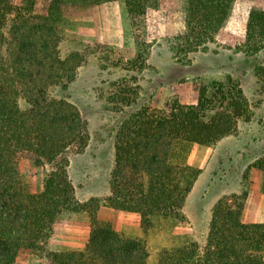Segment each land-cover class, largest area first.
Instances as JSON below:
<instances>
[{"label":"trees","instance_id":"trees-1","mask_svg":"<svg viewBox=\"0 0 264 264\" xmlns=\"http://www.w3.org/2000/svg\"><path fill=\"white\" fill-rule=\"evenodd\" d=\"M109 1H121L133 25L149 9L182 12L186 27L174 46L188 54L220 40L237 0H0V264H15L25 254L42 264H149L152 235L167 241L157 264H264V221L242 218L246 191L215 203L204 246L188 237L191 222L184 212L201 172L187 160L189 147L214 145L237 130L249 104L239 89H219L224 107L207 117L193 105L151 111L136 97H120L129 111L116 133L109 195L77 198L69 152L88 145V123L75 103L50 91L67 87L79 67L59 52L67 18ZM263 45V0H255L243 46L258 51ZM131 64L145 68L140 49ZM244 176L258 179L264 193V155ZM103 206L136 214L143 235L127 236L101 220ZM65 216L85 223L89 238L83 249L48 247Z\"/></svg>","mask_w":264,"mask_h":264},{"label":"rangeland","instance_id":"rangeland-1","mask_svg":"<svg viewBox=\"0 0 264 264\" xmlns=\"http://www.w3.org/2000/svg\"><path fill=\"white\" fill-rule=\"evenodd\" d=\"M254 2L237 0L220 40L188 54L174 46L175 37L186 27L185 16L178 10L149 9L133 25L124 4L109 1L67 18L59 52L79 67L73 82L64 88L53 87L50 93L75 103L88 123V145L69 152V174L79 200H104L109 195L116 133L129 111L120 97H136L139 105L151 111H170L175 103L193 105L199 115L207 117L224 107L219 89L232 93L239 89L249 104L247 116L237 120V130L214 145L189 147L187 160L201 172L184 205L191 222L188 237L204 246L213 206L219 198L234 193H248L244 221H264L259 181L244 176L247 166L264 155V45L258 51L243 46ZM139 49L146 56L143 70L131 66ZM20 105L26 108L24 99ZM99 218L127 236L143 235L134 213L103 206ZM88 238L85 223L65 216L56 224L48 247L73 251L72 247L83 245L84 239L86 244ZM166 242L160 235L148 238L149 264H157ZM42 263L40 257L25 254L15 264Z\"/></svg>","mask_w":264,"mask_h":264},{"label":"crops","instance_id":"crops-1","mask_svg":"<svg viewBox=\"0 0 264 264\" xmlns=\"http://www.w3.org/2000/svg\"><path fill=\"white\" fill-rule=\"evenodd\" d=\"M84 246H85V239H84V241H83V245L81 244V246L79 245V246H74V247H72V250L73 251H77V250H81V249H83L84 248ZM70 248H67V247H62V248H59V249H56L57 251H61V250H69Z\"/></svg>","mask_w":264,"mask_h":264}]
</instances>
